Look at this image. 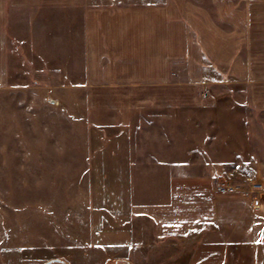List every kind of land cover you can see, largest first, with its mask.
Instances as JSON below:
<instances>
[{
	"label": "crops",
	"instance_id": "1",
	"mask_svg": "<svg viewBox=\"0 0 264 264\" xmlns=\"http://www.w3.org/2000/svg\"><path fill=\"white\" fill-rule=\"evenodd\" d=\"M91 2L0 0V90L21 81L30 34L34 63L57 71L45 78L76 82L93 112H132L151 126L160 114L174 119V139L146 140L144 154L127 143L130 170L148 162L127 174L130 192L146 196L132 204V219L161 248L193 235L188 264H226L237 248L264 264V191L252 199L216 192L220 179L264 184V0ZM45 32L48 47L39 45ZM60 51L65 68H50ZM232 83L246 87L233 92L237 104L221 90Z\"/></svg>",
	"mask_w": 264,
	"mask_h": 264
},
{
	"label": "rangeland",
	"instance_id": "2",
	"mask_svg": "<svg viewBox=\"0 0 264 264\" xmlns=\"http://www.w3.org/2000/svg\"><path fill=\"white\" fill-rule=\"evenodd\" d=\"M91 1L101 6H144L164 0ZM41 37L39 45L48 47L49 34ZM23 47L21 81L16 88L0 90V264H188L193 235L163 241L168 252L150 241L148 229L140 231L144 221L132 219L130 210L133 203H145L146 196L126 187L127 174L143 171L148 164L132 162L130 170L129 148L135 144L144 154L142 150L149 149L146 140L174 139L176 130L170 123L174 119L160 114L159 125L151 126L132 112L97 114L76 82L67 85L45 78H57V71L42 72L34 63L30 34ZM45 48L40 51L47 53ZM57 54L50 67L55 70L65 68L59 66L63 53ZM221 90L237 104L241 98L234 93L243 95L246 87L232 83ZM163 127H168L164 134ZM247 185L241 189L247 191ZM240 253L232 249L225 263L244 259L245 264H261Z\"/></svg>",
	"mask_w": 264,
	"mask_h": 264
},
{
	"label": "built area",
	"instance_id": "3",
	"mask_svg": "<svg viewBox=\"0 0 264 264\" xmlns=\"http://www.w3.org/2000/svg\"><path fill=\"white\" fill-rule=\"evenodd\" d=\"M222 180V181H221ZM220 181H218L217 186H216V190L219 194L221 195H228V194H234V193H239V192H245V194L249 197H253L251 194H254V192H262L264 191V184L262 182L259 181H250L248 183L249 185V189L246 190H242V186L240 185H235L234 183L226 180V179H221ZM247 185V186H248ZM247 189V187H246Z\"/></svg>",
	"mask_w": 264,
	"mask_h": 264
},
{
	"label": "trees",
	"instance_id": "4",
	"mask_svg": "<svg viewBox=\"0 0 264 264\" xmlns=\"http://www.w3.org/2000/svg\"><path fill=\"white\" fill-rule=\"evenodd\" d=\"M204 59H205V61L209 60V58L206 55H204Z\"/></svg>",
	"mask_w": 264,
	"mask_h": 264
},
{
	"label": "water",
	"instance_id": "5",
	"mask_svg": "<svg viewBox=\"0 0 264 264\" xmlns=\"http://www.w3.org/2000/svg\"><path fill=\"white\" fill-rule=\"evenodd\" d=\"M50 263V262H49ZM48 264V263H47Z\"/></svg>",
	"mask_w": 264,
	"mask_h": 264
}]
</instances>
